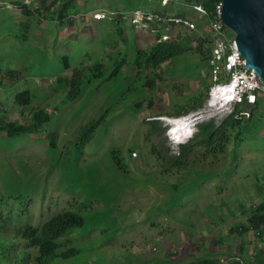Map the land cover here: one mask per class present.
<instances>
[{"label":"rangeland","instance_id":"1","mask_svg":"<svg viewBox=\"0 0 264 264\" xmlns=\"http://www.w3.org/2000/svg\"><path fill=\"white\" fill-rule=\"evenodd\" d=\"M13 1L0 0V217H11L7 228L39 225L68 208L82 216L83 225L59 239L60 249L77 245L81 252L78 259L62 264H209L203 259L208 257L230 264L239 256L253 264L257 248H264V237L259 240L252 229L239 232L235 227L246 225L253 207L264 199V148L258 147L254 135L232 143L217 158L202 159L194 152L185 168L165 175H160L162 163L150 150L156 142L175 153L197 122L219 119L229 110L227 105H209L215 81L208 62L196 51L176 55L158 69L143 65L138 72L136 49L153 44L156 32L154 25L134 26L133 10L187 14L196 28L175 27L168 34L179 29L185 35L209 36L208 21L200 18L203 13L195 4L74 0L59 19L58 0L51 6L54 14L46 8L53 0H16L28 5L30 14ZM224 32L234 35L226 26ZM207 47L205 43L203 49ZM119 60L123 64L116 77L94 79L73 98L56 80L69 76L75 66L96 61L108 72ZM9 69L21 72L4 75ZM148 77L154 78L152 86L143 83ZM26 88L32 97L22 106L15 94ZM196 96L204 97L202 107L178 115ZM39 108L51 116L48 122L32 133L6 137L3 119L24 123L31 109ZM105 112L106 125L99 126L85 145H75L79 130ZM188 115L194 118L192 132L177 141L170 131L171 118ZM150 119L159 122L147 139ZM51 132L56 151L49 147ZM261 134L259 128L257 136ZM112 147L120 149L127 173L111 163ZM229 167L231 171H225ZM201 174L206 177L197 178L199 183L190 190V181ZM20 195L29 196L28 202Z\"/></svg>","mask_w":264,"mask_h":264},{"label":"trees","instance_id":"2","mask_svg":"<svg viewBox=\"0 0 264 264\" xmlns=\"http://www.w3.org/2000/svg\"><path fill=\"white\" fill-rule=\"evenodd\" d=\"M73 1L74 0H58L59 3L62 2L60 3L57 11V17H59V19H64L66 14L72 8ZM185 1L193 2L195 5H201L205 9L206 13L201 14L200 18L204 17L205 21H208L209 23L214 15L215 4L221 0ZM56 2L57 0L48 2V4H46V8L50 11L52 8L51 6ZM13 3L21 5L24 13H32L29 6L25 3L16 0L13 1ZM50 12L54 14L56 11L51 9ZM175 14L181 16L187 15L182 13ZM190 14L194 15L193 13ZM50 17H53V15H50ZM194 17L196 21H198L199 18L196 15H194ZM196 24L198 25V22ZM155 38L156 40L154 43L149 45V47L145 50L136 49L135 62L139 73L141 72L143 65L150 67L151 69H158L163 62L187 51H196L207 62L209 60L210 38L208 34L202 36L201 34L198 35V33L194 32L192 34L185 35L179 31L176 38L172 40H163L161 38V32L158 30ZM193 41L197 42L195 46L192 45ZM205 43L208 45L206 50L203 49ZM62 63L64 69L71 67L66 55H63ZM122 64L123 60L116 61L108 72L103 71V64L98 61L88 65H79L72 68L69 76H58L56 77V80L61 81L64 84V87L67 89L68 98H73L79 94L86 83H90L94 79H99L100 82H103L116 77L120 72ZM20 72V69H9L5 71L4 75L6 74L10 77H16ZM138 78H140V75ZM148 80H150V82ZM153 81V77H148V79H146L143 83L147 86H152ZM31 97L32 93L29 88L23 89L15 94L16 102L22 106H26L30 102ZM192 100V105L188 106L187 109L180 111L178 115L185 114L190 110H196L202 107L204 97L196 96ZM105 114L106 112L82 127L76 134V139L79 140V142L74 141V144L85 145L88 141H90L97 128L101 125H106L107 120ZM4 116L5 113L3 112L2 117ZM50 118L51 116L45 113L41 108L31 109L29 120L24 123H19L15 120L6 121L2 118V129L5 130L7 138L21 134L26 135L38 130L40 126L45 122H48ZM147 122L149 123V128L146 133V137L147 139H150L152 138L159 120L150 119ZM165 128V126H162L159 123L160 130L164 131ZM259 128L262 130V134L257 136V130ZM253 135L254 140L258 141V147L264 148V98L259 95H256L253 102H248L244 99L241 102L233 104L230 111L219 119L211 117L207 120L197 122L196 130L193 132L192 136L186 142L178 143L175 153H169L170 146L163 144L162 142V144L151 142L150 150L162 163L160 166L162 170L160 175H165L173 168H185L188 165L191 154L194 152L198 151V154L202 159H206L208 157L217 158L219 155L224 154L229 145L232 143L243 142ZM55 138L56 137L53 132L49 133V147L52 151H56L57 149ZM127 152L128 156L131 157V151L127 150ZM109 155L111 163L117 168V170H119V172L127 173L128 168L123 162L120 149L116 147L110 148ZM230 169L231 168L229 167L228 169H225V171L230 172ZM200 177L205 178L206 175L201 174L192 179L190 184H188L190 190L191 187L199 183L197 178ZM181 182L183 183L184 181L181 180ZM14 198H16V196H14ZM20 199L28 202L29 196L20 195ZM0 200L3 201L4 199ZM23 208V204H20L19 210L23 211ZM10 220L11 217H7L5 213L0 217V264H59L60 262L62 264L67 259L73 260L79 258L77 255L81 252L80 246L67 245L69 247L65 246L60 249L59 242V239L64 237V235L68 232L76 231L75 228H82L83 218L78 212L73 211V209H63L49 216L39 225L24 224L17 227L19 228L17 230L7 228V223H9ZM4 225H6L5 228ZM249 229L254 231L259 240L263 239L264 199L253 207L252 211L247 216L246 225L242 224L235 227V230L239 232H246ZM58 249H60V252ZM31 250H33L34 253ZM203 259L205 260V263L209 264H217L218 262L217 260L210 259V257ZM243 261L244 260L241 256H239L238 259H232L229 262L230 264H241ZM263 263L264 248H257L253 264ZM243 264L251 263L244 261Z\"/></svg>","mask_w":264,"mask_h":264},{"label":"built area","instance_id":"3","mask_svg":"<svg viewBox=\"0 0 264 264\" xmlns=\"http://www.w3.org/2000/svg\"><path fill=\"white\" fill-rule=\"evenodd\" d=\"M166 2L167 0H162ZM222 1L214 6L213 18L209 21L210 38V57L208 65L212 79L215 81L211 89L210 98L213 95L214 88L217 89L215 104H219L229 109L237 102L244 99L253 102L256 95L264 98V83L254 68L246 64L245 58L237 49L234 35H227L224 32L225 25L221 21L220 13ZM195 9L206 13L201 5H195ZM131 23L137 25H154V32H161L163 40H172L176 38L179 29L168 34L167 30L175 27H183L190 31L196 28L195 23L190 17L177 14L163 13L153 10H143L135 8L131 13ZM99 18L100 16H96ZM172 36V37H170ZM220 258L217 264H223Z\"/></svg>","mask_w":264,"mask_h":264},{"label":"water","instance_id":"4","mask_svg":"<svg viewBox=\"0 0 264 264\" xmlns=\"http://www.w3.org/2000/svg\"><path fill=\"white\" fill-rule=\"evenodd\" d=\"M221 1V21L234 33L246 64L255 69L264 83V0Z\"/></svg>","mask_w":264,"mask_h":264},{"label":"bare ground","instance_id":"5","mask_svg":"<svg viewBox=\"0 0 264 264\" xmlns=\"http://www.w3.org/2000/svg\"><path fill=\"white\" fill-rule=\"evenodd\" d=\"M168 31V30H167ZM9 73V72H8ZM216 90V91H215ZM215 91V92H214ZM214 91L212 92L213 95L209 99V105L214 104L215 97L217 95V89L214 88ZM5 112V111H4ZM192 115L184 116V117H178V118H171L172 119V127H171V134L173 135L174 139L177 141H181L184 137L188 136L192 131V122L193 117ZM196 119V118H195ZM52 215V214H51ZM37 222V221H36ZM80 227V226H79ZM11 237V236H10ZM9 237V238H10ZM12 239V238H11ZM34 240V239H33ZM36 243V242H35ZM5 246V245H4ZM34 246V245H33ZM32 246V247H33ZM21 248V247H20Z\"/></svg>","mask_w":264,"mask_h":264}]
</instances>
